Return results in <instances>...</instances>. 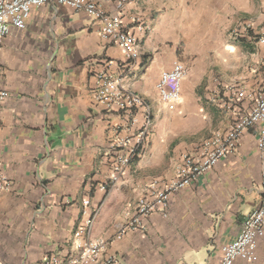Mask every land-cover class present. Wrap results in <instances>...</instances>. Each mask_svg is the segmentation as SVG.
<instances>
[{
    "label": "crops",
    "instance_id": "1",
    "mask_svg": "<svg viewBox=\"0 0 264 264\" xmlns=\"http://www.w3.org/2000/svg\"><path fill=\"white\" fill-rule=\"evenodd\" d=\"M90 1L107 15L119 12L121 0ZM206 1L129 0L121 18L138 39L135 60L101 38L100 21L55 0L34 9L25 29L12 30L0 50V89L9 94L0 105V160L11 183L0 195V261L45 264L52 254H67L74 233L94 213L90 236L109 243L106 254L117 264H221L223 245L238 237L263 198L264 161L253 129L234 153L171 196L166 217L154 213L141 230L117 239L148 187L173 180L183 157L225 135L264 88V51L257 43L264 0H226L230 39L216 44L210 72L206 63H186L180 106L169 112L161 102L160 76L179 62L170 40L195 27ZM103 71L142 97L152 116L144 149L116 185L110 184L111 147L141 129L145 110L134 112L132 124V116L99 104ZM234 86L253 98L231 104ZM85 200L91 202L86 216ZM258 255L255 263L236 264H264V239Z\"/></svg>",
    "mask_w": 264,
    "mask_h": 264
},
{
    "label": "built area",
    "instance_id": "2",
    "mask_svg": "<svg viewBox=\"0 0 264 264\" xmlns=\"http://www.w3.org/2000/svg\"><path fill=\"white\" fill-rule=\"evenodd\" d=\"M50 0H0V50L13 29L23 30L34 9L44 7ZM58 5L84 12L91 18L101 22L100 36L104 41L118 45L124 55L130 59H138L141 55L136 35L128 30L122 22L121 12L129 0H121L118 13L107 15L102 7L90 0H55ZM258 45L264 51V30L258 36ZM264 68V56L261 59ZM188 77V69L181 62H175L169 71H164L157 84L161 102L169 112H175L181 104L182 84ZM95 99L108 109L116 108L127 116H132V124L138 122L134 112L144 109L143 125L134 135L118 138L111 150L115 153L112 166L111 185L119 184L129 168L131 160L139 155L145 147L152 116L146 101L123 87L120 78H114L106 71L100 72L97 79ZM230 103L237 104L253 98V93L244 87H229ZM9 97L6 90L0 89V105ZM253 129L257 133V149L264 161V88L256 96L251 111L246 113L225 134H216L206 141L196 155H185L178 167L176 176L163 186L153 184L148 187L147 194L137 203L135 214L120 230L117 239L130 231L143 228V220L154 213L167 216L171 196L190 187L201 176L213 169L221 160L234 153L244 132ZM11 183L3 171L0 160V195L10 190ZM106 187H102L105 190ZM263 198L259 207L243 222L238 237L222 247L221 264H236L237 261L255 263L259 259V241L264 239V175L262 181ZM91 205L89 200L83 202V215L88 214ZM94 213L88 215L85 224L74 233L69 252L65 255L52 254L45 264H117V258L106 254L109 243L104 239L90 236L94 223ZM0 264H4L0 261Z\"/></svg>",
    "mask_w": 264,
    "mask_h": 264
},
{
    "label": "rangeland",
    "instance_id": "3",
    "mask_svg": "<svg viewBox=\"0 0 264 264\" xmlns=\"http://www.w3.org/2000/svg\"><path fill=\"white\" fill-rule=\"evenodd\" d=\"M227 5L226 0L206 1L205 8L197 12V18L193 20L195 27H188L185 32L173 35L170 46L176 50L179 62L195 67L206 63L210 72L211 55L217 50L216 44L230 39V26L226 21Z\"/></svg>",
    "mask_w": 264,
    "mask_h": 264
}]
</instances>
